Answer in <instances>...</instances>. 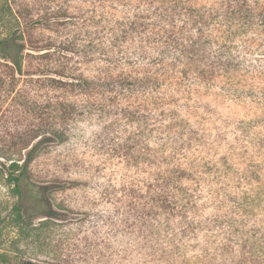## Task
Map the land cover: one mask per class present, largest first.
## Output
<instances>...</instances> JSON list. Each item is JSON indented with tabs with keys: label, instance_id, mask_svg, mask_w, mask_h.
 I'll return each instance as SVG.
<instances>
[{
	"label": "rangeland",
	"instance_id": "1",
	"mask_svg": "<svg viewBox=\"0 0 264 264\" xmlns=\"http://www.w3.org/2000/svg\"><path fill=\"white\" fill-rule=\"evenodd\" d=\"M225 1L197 0L195 4L207 21L202 26L203 32L211 36V45L214 42L223 45L228 34L233 37L229 43L234 55L241 57L239 69L212 85L191 78L194 73L183 80L179 73L171 72V82L160 89L162 95L150 93V105L142 102L141 105L145 118H154L163 128L166 126L161 114L165 110L170 119L167 124L176 119L174 136L185 139L177 151L169 147L161 153V161L172 163L169 167L180 164L192 173L190 167L204 172L202 167L208 165L213 166V172L217 167L223 172L228 160L235 167L232 178L218 180L222 173L216 171L206 176V181L209 185L216 179L231 184L229 191L241 194L249 186L244 183L239 187L240 177L252 166L262 173L264 183V0H230L233 6H241V17L249 24L239 28L240 21H236L238 25L229 28L231 21H235L228 23L225 19L220 24L227 26L220 29L214 15H225ZM142 4L140 0L125 5L121 0H0V39L24 34L26 39L52 41L56 51L68 57V64L81 78L101 85L106 77L104 59L110 38L121 34V22L136 21L137 13L142 16L138 19L141 41L122 43L123 49L150 48L149 58L152 53L156 57L164 52V48L174 52L156 41L161 31L158 25H163L165 17L170 20L172 13L165 12L161 5ZM174 36L181 40L179 43L187 39L180 34ZM216 47L213 45V49ZM208 50L209 47L199 49L203 53L200 55H206ZM37 62L28 57L26 63L35 67ZM142 62L135 58L120 70L144 76L151 66ZM208 63L204 59L199 65L205 68ZM70 72L71 69L67 71ZM49 74L62 77L54 72ZM188 87L191 98L186 95ZM104 92L90 90L67 95V100L80 105L82 112L65 125L67 137L63 142L41 148L30 166V180L22 181L20 197L14 192L7 172L12 135L18 137L25 123L21 108L10 112L6 90L0 91V264H135V255L130 254H135L137 248L136 229L142 224L139 212L150 207L154 151L159 148L154 146L151 133L142 132L149 125V130L155 126L146 119L140 122L132 112L140 102L121 94L114 103V95ZM58 94L64 96L62 92ZM164 96L166 102L160 106V98ZM183 147L186 153L180 154ZM25 154L24 151L14 158L23 159ZM192 183L190 189H199V180ZM205 187L206 193L214 188ZM258 198L263 201L260 207L255 204V212L263 213L264 186L256 195ZM221 202L218 201L219 206ZM50 207L57 218L45 216ZM228 209L231 207L224 210ZM194 218L197 228L194 235H189L190 240L183 234L175 236L181 249L175 264H204L206 260L203 242L199 248V209ZM185 235L188 237V230Z\"/></svg>",
	"mask_w": 264,
	"mask_h": 264
},
{
	"label": "trees",
	"instance_id": "2",
	"mask_svg": "<svg viewBox=\"0 0 264 264\" xmlns=\"http://www.w3.org/2000/svg\"><path fill=\"white\" fill-rule=\"evenodd\" d=\"M141 1L144 5H161L162 9L166 8L165 12L172 13L170 20L165 17L163 25H158L161 31L157 33L156 41L172 48L174 52L165 51L164 48V52L158 53L156 57L153 53H149L151 55L149 58L147 54L151 52L150 48L134 46L133 51L128 48L123 49L122 43L129 40L141 41L138 40L140 24L138 19L142 16L137 13L134 15L135 18L137 17L136 21L128 18L129 22H121L119 24L122 28L121 34L110 38L104 59L106 66L103 72L106 77H103L104 81L101 85H98L95 80L81 78L79 73L75 72V68L68 64V57L56 51V45L52 41L26 39L24 34L10 35L0 39V91L6 90L10 112L21 108L22 119L25 123L18 137L16 134L12 135L14 139L9 145L11 155L8 158L10 165L7 177L14 185V192L18 196L23 195L22 181L30 180V166L41 148L63 142L67 137L65 125L76 114L82 112L80 105L67 100L69 97L67 95L77 92L87 93L90 90H105L104 93L114 95L113 101H116V97L121 94L135 97L140 104L137 110L132 112L138 115L136 118L140 122H143L147 115L142 111L141 102L144 105L145 103L150 105L151 98L148 99L150 93L162 95L160 89L167 87L171 82V72L179 73L183 80L184 78L189 79L190 74L194 73L191 78L199 80L200 83L212 85L220 77L233 74L239 69L241 57L234 55L233 45L229 43L233 37H229L228 34L227 41L223 45L215 42L211 45V36L203 32V26L207 21L204 20L199 5L195 4L197 0ZM121 2L125 5L131 0H121ZM224 3L227 4L223 7L226 11L225 15L222 13L221 16L214 15L216 23L220 24L225 19L228 23L230 20L235 21L234 23L231 21L229 28H232L233 24L237 26L236 21H240L239 28L249 24L241 17V6H233L230 0ZM165 12L164 15H168ZM158 14L161 17L164 16L161 13ZM143 18L147 19V17ZM220 25V29L227 26H222L223 23ZM177 34L187 39L179 43L181 40L174 36ZM186 42L188 45L185 44ZM213 45L217 46L216 49H213ZM204 47H209V50L206 55L202 56L203 53L199 52V49L203 51ZM170 56H173L172 59ZM28 57L38 61L35 67L27 66ZM135 58L142 59L143 64L148 62L149 67L151 66L144 76L131 75L124 73L125 69L120 70L122 66L129 65ZM204 59L209 60V63L202 68L199 62ZM179 65L182 66L181 69ZM59 68H62V71H59ZM70 69L71 72L67 73ZM49 72L62 77L58 78ZM58 92H62L64 96L60 97ZM186 95H188L187 98L192 97L190 87ZM166 99L165 96L160 98V106L166 102ZM175 114L179 113L175 112ZM161 118L165 123V128L158 126L156 120L149 116V120H146L152 122L155 128L149 130L151 126L149 125L142 130V132L148 131L152 134L154 146L159 149L154 151L156 159L154 161L155 173L150 185V207L148 209L144 207L139 212L142 224L136 229L137 248L135 254H130L135 255V264H175V258L181 256L180 244L175 242V236L183 234L188 240L191 239L189 235H194L197 228V220L194 217L198 209L199 248L203 242V251L206 250L204 264L209 263L208 261L221 264H264V210L263 213L255 212V204L260 207L263 201L261 198L256 199V195L264 186L261 181L262 173L253 166L243 172L238 186L246 183L249 188L241 190V194H238L229 191L228 187L231 184L218 181L224 182L225 179L232 178L231 174L235 171V167L230 166L228 160L225 161L223 172L219 167L213 172V166L208 165L202 167L204 172L200 170L198 172V167L192 166L189 168L192 173H189L188 169L174 161L172 162L177 165L169 167L172 163L169 164L167 161L164 163V159L161 161L160 154L166 152L169 147L177 151L185 139H181L178 135L174 136L178 126L176 119L167 124L166 122L170 119L166 116L165 110ZM184 150L183 147L180 154L185 152ZM24 151L26 154L23 159L14 158L16 155H22ZM216 171H220L222 175H219L218 180L215 176L216 181L209 185L206 176H212ZM207 173L208 175H205ZM198 180L199 189H190L192 181L197 182ZM205 186L207 189H210V186L214 188L206 193ZM37 189L41 193V188L37 187ZM220 191H224V195H220ZM220 196L223 198L220 199ZM219 200L222 201L220 206L218 205ZM229 206L231 209L226 212L224 209ZM216 210L220 212L219 215H209L210 211L216 212ZM45 216L57 218L51 207ZM187 230L188 237L185 235ZM124 259L127 258L124 257Z\"/></svg>",
	"mask_w": 264,
	"mask_h": 264
}]
</instances>
